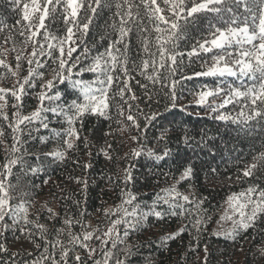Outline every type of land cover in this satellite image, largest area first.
<instances>
[{
	"label": "trees",
	"instance_id": "1",
	"mask_svg": "<svg viewBox=\"0 0 264 264\" xmlns=\"http://www.w3.org/2000/svg\"><path fill=\"white\" fill-rule=\"evenodd\" d=\"M88 2L89 0H84L86 6ZM115 2L116 0H101V7L92 17L87 33H76L77 51L73 56L80 55L81 59L73 69V79L92 81L97 78L91 72H83L80 75H77V72L82 65L90 63L91 57L96 55L97 51L103 52L105 47L117 38L118 32L110 27L119 21V17L115 16ZM107 3L112 6H106ZM136 3H139V0H136ZM139 11L143 25L151 30L152 23L147 19L142 6ZM234 13L238 23H242L248 16L243 5L234 7ZM84 14L85 10L82 9L81 17ZM199 16L200 19L187 29L186 36L178 42L179 50L183 51L185 56L182 61L178 57L175 73L170 74L167 69L158 68L160 79L169 87H162L160 82L153 84L141 76L138 70H132L128 80L131 92H125L124 100L117 94L116 84L109 92V118L85 114L82 125L77 121L76 127L79 129L81 140L87 139L90 147L85 149L83 144L77 141L79 150H70L64 160H55L45 154L58 147L54 134H63L68 125L51 112L42 113L47 117L44 122L48 123V128H44L40 121L21 125L23 131L18 134L20 151L12 153L10 150L13 133L8 124L16 120L13 116L16 111L13 105L20 104L22 116L34 112L40 103L38 96L44 91L40 85L53 78L51 67L56 65L46 56L38 57L44 63L42 68L27 63L32 48L30 45L21 44L24 37H21L18 31L21 27L18 21L22 19L20 8L13 0H0V28L3 29L0 31V60L11 67L9 71L0 66V88L10 89L18 86L17 82L22 83L24 77L28 76L29 67L44 73L42 79L32 77L35 87L24 86L25 92L21 102H17L8 93V105L2 112L8 115L9 120L5 121L0 115V130L4 131V136L0 137L3 141L0 143V173L6 175L4 165L10 159H17V164L12 166L11 176L5 181L6 186L11 184L8 189L11 197L9 204L13 214L23 205L30 221L25 224L23 213H20L16 217L18 224L13 223L11 216H6L5 221L0 222V245H3L0 249V264H33L34 260L47 253H51L57 264H65V261L61 260V246H52L57 239L62 242L63 248L68 250V256L65 258L67 264H96L97 261L104 264L106 252L108 264H117L118 260L123 264H203L205 247L207 264H264V254L261 253L264 249V214L259 216L247 231L241 230L234 240L214 233V226L231 195L246 191L253 185L264 188V165L254 170L251 177H243L242 174L246 165L254 162L253 157H258L264 152V116L248 119L253 114L250 101L247 100L234 101L218 108L216 112L211 111L209 105L221 104L230 87L243 90L252 86L254 81L249 76L239 74L195 75L197 72L207 71L212 63L213 53L220 51L213 49V52H201L199 57L188 58L187 52L191 51L192 44L206 33L208 24L218 22V18L212 13H200ZM49 27L54 35L61 38L64 36V25L59 19ZM132 29L128 37L131 41L128 52L130 68L133 60L139 64L140 59L146 55L141 50L143 36H150L154 41L156 35L154 31L142 34L136 25H133ZM9 35L12 39L5 42V37ZM36 39L43 42L42 36ZM84 48L90 50L87 59L83 56ZM18 54H22L19 68L15 59ZM55 54L59 55L58 52ZM151 71L150 68L149 72ZM13 72L16 75H13ZM173 80L177 81L175 92L178 99L175 107H171L168 95ZM116 83L122 85V80ZM217 87L222 89L218 96L209 97L208 103L204 105L197 103L200 90ZM56 92H59L61 100H45L46 106L71 102L79 96L67 81L65 84H57L48 95ZM133 94L136 96L135 100L131 99ZM2 103L0 101V104ZM129 106L131 114L140 126L139 129L127 120ZM120 108L123 109V115L119 114ZM153 113L156 119L146 122L145 114ZM220 114L227 115L229 119H217ZM132 136L139 137V140H132ZM185 136L191 138L190 143H185ZM109 144L112 145L110 149ZM141 144L142 154L139 157L132 156V150L140 148ZM165 150H169V155L158 160L156 156L162 155ZM105 151L112 159H108ZM149 151L156 155L149 156ZM88 152L91 155H88ZM187 163L192 164L194 174L190 180L177 184ZM85 164L90 167L85 169ZM33 168L37 169L35 173L31 171ZM125 169H130L133 177L127 185L124 184ZM75 178L86 180L87 189L85 190L83 183H77ZM0 179L4 177L0 176ZM173 185L190 191L188 196L193 203L184 204L181 201L184 204V214L171 216L167 214V211H171L168 205H155L156 210L165 212L164 219L157 220L149 215L142 227L135 231L129 230L128 237H124L126 225H116L123 242H117L113 248L115 234L111 238L103 234L111 227L110 222L120 219L122 213L105 216V211L127 209L132 212L135 209L137 213L148 212L154 201ZM128 193L136 197L131 205L122 203L123 199H128ZM201 201L197 208L196 202ZM48 209L55 215L49 213ZM197 214L204 221L199 233L192 227ZM66 218L73 220L71 228L65 225ZM76 219L87 226L88 232L93 233L92 239L85 242L94 249L91 255L79 244L69 243V233L82 237L83 229L80 224L75 223ZM127 219L131 220L132 217ZM37 224L44 226L43 235L37 229ZM186 227L187 230L181 231ZM21 228L24 229L23 232L20 231ZM29 232L32 233L31 237ZM170 234H176V238L162 243ZM105 240L108 241L107 244L104 243ZM190 244L199 246L193 250L189 247ZM77 255L80 261L75 259ZM44 264H52V260L45 261Z\"/></svg>",
	"mask_w": 264,
	"mask_h": 264
},
{
	"label": "snow or ice",
	"instance_id": "2",
	"mask_svg": "<svg viewBox=\"0 0 264 264\" xmlns=\"http://www.w3.org/2000/svg\"><path fill=\"white\" fill-rule=\"evenodd\" d=\"M13 3L20 8L22 19L18 21L21 25L19 35L24 37L21 41L22 45L31 46L32 51L27 63L31 66L36 65L37 68L44 67V63L38 59V57H47L48 60L55 64V67H51L52 79L42 83L40 87L44 90L39 96V106L30 115L22 116L20 114V104H14L13 108L16 111L13 116L16 117L14 122L10 121L8 127L12 129L13 143L10 146L12 153L20 151L18 145L20 144L19 133L23 131L20 127L27 124H32L36 121H40L44 128H48V123L44 121L47 119L42 113L51 112L58 118H62L68 127L63 130V134L55 133V137L58 141V147L53 151L46 153L45 155L52 157L55 160H64L66 153L70 150H79L80 141L85 149L90 146L87 139L81 140L79 129L76 127L77 121L83 124V118L85 114L94 116H103L106 119L109 118L107 110L109 109V92L116 84L117 94L122 100H124L125 92H131L128 80L131 78L130 72L132 70H138L141 76H144L147 80L153 84L160 82L162 87H169L163 83L160 79L158 68L167 69L170 74H174L178 67V57L182 58L185 53L179 50L178 42L186 36L187 29L194 26L196 21L200 19V13H212L218 18V22H210L205 34L201 35L199 40H196L191 46V51L187 52V56L191 59L193 56L199 57L200 53L213 52V49L220 50L213 53L208 70L205 72H197L196 76H249L254 84L246 87L243 90L241 88L230 87L229 92L226 94V98L223 99L219 105H209L211 111L216 112L218 108L225 107L229 103L234 101L247 100L250 101L252 106L253 117L264 116V0H116L114 7L116 8L115 16L119 17L118 23H113L110 27L114 31L118 32L116 39L112 40L103 52L97 51V54L91 57L90 63L86 66L82 65L77 75L83 72H91L96 75V79L92 81H85L80 79H73V69L77 67V62L80 61L81 56H73V53L77 51V39L76 33L81 35L86 34L89 25L92 23V17L96 15L97 9L101 7V0H89L87 6L84 0H13ZM243 5L244 11L248 13L242 23H238L234 13V7ZM106 6H112L111 3H107ZM143 7L147 14V19L152 23V29L149 30L143 25L140 18L139 9ZM136 9L134 12L133 9ZM85 10V14L81 17V10ZM91 13V15H89ZM230 14V15H228ZM59 19L64 25V36L54 35L50 31V24H54ZM140 23H137V21ZM48 22V23H46ZM136 25L140 32L150 33L154 31L156 33L154 41L150 39V36H143L141 39V50L144 54V58L140 59V63L136 64L135 60L130 62L128 52L130 50L129 33L132 32V26ZM75 29V31H74ZM3 29L0 28V31ZM43 38V42L37 40V37ZM11 35L5 37V42L11 40ZM15 43V42H14ZM38 45V47H37ZM155 49V51H153ZM15 51V48L12 49ZM58 52L59 55L55 53ZM90 50L88 48L83 49V56L85 59L89 57ZM17 61V68L20 67L19 61L22 59V54H18L15 57ZM0 66L11 71V67L0 60ZM151 68V72L149 69ZM16 75L15 72L12 73ZM44 73L36 72L33 68L29 67L28 76L24 77L23 82H17L18 86H14L10 89L0 88V115L3 116L5 121L9 120L7 114H3L2 109L7 107L8 100L6 99L8 93L15 98L17 102L22 101V96L25 92V85H36L32 83V77L43 78ZM189 78V77H186ZM122 80V85L117 84V81ZM71 86L72 89L79 93V96L71 102L65 101L62 104L45 105V100L48 101H60L61 96L59 92L53 95H48L49 92L56 87L57 84H65V82ZM177 81H172L170 85V91L168 93L171 101V107L176 106L178 99L175 92V85ZM222 91L221 88L200 90L198 93L197 103L204 105L208 103L209 97L218 96ZM131 99L135 100L136 96L133 94ZM125 103L127 101L125 100ZM247 107V105H245ZM119 114L123 115V109H119ZM243 114V113H242ZM219 120H228L229 117L224 114H220L216 117ZM156 119V115L145 114L146 122H151ZM127 120L139 129V124L136 123L134 116L131 114V106H129V115ZM119 123V121H118ZM109 133H105L108 135ZM4 136V131L0 130V137ZM132 140L138 141L139 137L132 136ZM185 143H190L191 138L184 137ZM0 143H3L0 140ZM111 144L108 145L110 149ZM143 145L138 149H133L131 154L134 157H139L142 154ZM88 155H91L88 152ZM105 155L108 159H112L111 155L105 151ZM149 156L156 155L149 151ZM169 155V150H165L162 155H157L156 158L163 159ZM253 163L246 165L243 170V177L253 176L254 170H257L259 166L264 165V152H261L258 157H253ZM17 159H10L4 165L5 173H0V176L4 179H0V222L5 221L6 216H11L14 224H18L19 220L16 217L23 213V220L25 224L30 223L27 216V209L20 205L18 211L13 214L9 201L11 199L8 189L11 184L6 186L5 181L8 176L12 174V166L17 164ZM85 169L90 165H83ZM33 173L37 169H31ZM213 172L215 169L212 170ZM194 174V168L191 163H187L184 166L183 171L180 174L177 184L184 180H190ZM239 178V177H238ZM77 183H83L85 190L87 189V181L75 178ZM133 180L130 169H125L124 184L127 185ZM136 197L128 193V199H123V204L131 205L132 201ZM193 203L188 195H184L179 192L175 185L171 186L164 195L159 196L154 201L153 207L148 212L137 213L135 209L132 212H128L127 209H118L117 211L109 212L105 211V216L117 215L118 212L122 213L120 219L111 221V227L105 232L104 236L111 238L115 234L116 239L113 240L112 247L115 248L117 242H123L120 239V233L116 229V225L125 224L126 229L124 237H128L129 230L135 231L139 227L143 226V222L147 220L148 216H154L157 220L164 219L165 212L156 210L155 205L162 202L168 205V215L178 216L183 215L185 212L184 204ZM201 202H196V207H199ZM229 205L232 207L233 212L239 219H233L232 216L226 217L233 222V229L227 233V236L231 239H235L240 231H247L252 227L256 219L264 214V188L260 186H250L245 192L239 195H233L229 197ZM179 209L180 211H176ZM49 213H52L51 209H48ZM54 216L55 214L52 213ZM131 216L129 220L127 217ZM65 225L68 228L72 227L73 220L65 219ZM75 223L80 224L83 229L81 235H72L69 233V243L79 244L88 250L91 255L94 249L90 248L86 241H89L93 237V233L88 232L87 226L83 225L79 219L75 220ZM204 223L200 215L197 214L193 219L192 227L196 229V232H200V226ZM37 229L41 231L43 235L44 226L36 225ZM187 230L181 229V231ZM20 231H24L23 228ZM62 231V230H61ZM98 231V229H97ZM59 234V233H58ZM32 233L29 232V237ZM100 237H97L99 239ZM176 234H170L162 243H166L168 239H175ZM108 243L107 240L104 241ZM61 246L62 255L61 260L65 261L68 256V250L63 248L62 242L57 239L52 245L53 247ZM38 248L40 245H36ZM199 245L189 247L195 250ZM3 245H0V249ZM205 257L203 264H207V247L204 249ZM47 253V248H45ZM264 254V249L261 250ZM104 264H108V253H105ZM52 260V264L57 262L52 257L51 253L42 254L41 258L34 260L33 264H44L45 261ZM80 261V257L77 255L75 258ZM96 264H100L99 261ZM117 264H123L121 261H117Z\"/></svg>",
	"mask_w": 264,
	"mask_h": 264
},
{
	"label": "rangeland",
	"instance_id": "3",
	"mask_svg": "<svg viewBox=\"0 0 264 264\" xmlns=\"http://www.w3.org/2000/svg\"><path fill=\"white\" fill-rule=\"evenodd\" d=\"M177 189L179 192L183 193L184 195L190 194L189 190H185V189H181V188H177ZM183 191H185V192H183ZM242 192H245V191H242ZM242 192L235 193L233 195H239ZM233 195H231V196H233ZM228 201H229V198H228L223 210L220 213L219 219L217 220V222L214 226V233L215 234L227 236V233L232 231L233 222H232V220H229L226 217L232 216L233 219H239V217L234 214L233 209L229 205ZM160 203H162V202H160ZM153 205H154V203H153Z\"/></svg>",
	"mask_w": 264,
	"mask_h": 264
}]
</instances>
